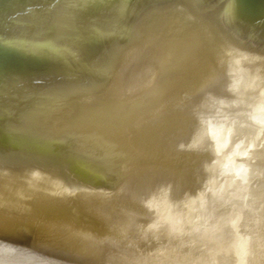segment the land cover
<instances>
[{"label": "water", "instance_id": "obj_1", "mask_svg": "<svg viewBox=\"0 0 264 264\" xmlns=\"http://www.w3.org/2000/svg\"><path fill=\"white\" fill-rule=\"evenodd\" d=\"M0 264H264V0H0Z\"/></svg>", "mask_w": 264, "mask_h": 264}]
</instances>
